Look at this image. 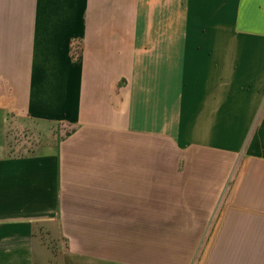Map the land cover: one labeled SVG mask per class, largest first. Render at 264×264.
Listing matches in <instances>:
<instances>
[{
    "label": "crops",
    "instance_id": "crops-1",
    "mask_svg": "<svg viewBox=\"0 0 264 264\" xmlns=\"http://www.w3.org/2000/svg\"><path fill=\"white\" fill-rule=\"evenodd\" d=\"M0 264H264V0H0Z\"/></svg>",
    "mask_w": 264,
    "mask_h": 264
},
{
    "label": "rangeland",
    "instance_id": "rangeland-1",
    "mask_svg": "<svg viewBox=\"0 0 264 264\" xmlns=\"http://www.w3.org/2000/svg\"><path fill=\"white\" fill-rule=\"evenodd\" d=\"M49 242H52V241H49ZM54 244V242L51 243V245Z\"/></svg>",
    "mask_w": 264,
    "mask_h": 264
}]
</instances>
